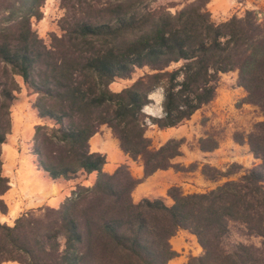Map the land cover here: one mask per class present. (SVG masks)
<instances>
[{
  "label": "trees",
  "instance_id": "1",
  "mask_svg": "<svg viewBox=\"0 0 264 264\" xmlns=\"http://www.w3.org/2000/svg\"><path fill=\"white\" fill-rule=\"evenodd\" d=\"M209 1L60 0V34L51 32L46 43L32 27L45 0H0V213L8 212L2 196L10 188L2 145L21 88L41 122L31 138L35 168L53 182L95 174L57 207L29 208L11 225L0 222V264H167L178 256L169 240L179 230L201 247L188 264H264V16L245 9L217 22ZM143 68L120 90L110 88ZM228 72H236L235 86L245 93L239 104L262 116L245 135H233L257 163L246 169L204 163L205 179L225 180L205 192L172 185L166 196L135 201L142 179L126 164L104 171L105 154L91 151L89 139L109 127L119 148L140 162L143 177L193 169L173 162L183 138L153 147L145 133L190 119L214 100ZM157 88L161 112L152 114L145 107ZM197 143L202 152L217 147L210 136Z\"/></svg>",
  "mask_w": 264,
  "mask_h": 264
},
{
  "label": "rangeland",
  "instance_id": "2",
  "mask_svg": "<svg viewBox=\"0 0 264 264\" xmlns=\"http://www.w3.org/2000/svg\"><path fill=\"white\" fill-rule=\"evenodd\" d=\"M229 1L230 3H232L231 8L226 14L222 16L225 19L230 17L232 14L241 15L245 9L255 10L261 16H264V6L253 7V4L250 5L245 3L246 0ZM207 8L209 10L208 5ZM41 11L42 18L40 20L33 19L32 27L37 31L38 35L42 37L46 43H48L50 38L49 34L51 32H54L57 35L60 34L58 23L60 18L64 14V9L60 6V0H45L41 7ZM211 17L217 22L225 20L217 19V16H212V13ZM145 71L146 68L137 69L132 75V79L116 80L115 82L110 84V88L114 91H118L122 87L132 82V80L137 76L143 74ZM241 94L242 91L236 88L235 81H233L230 72L222 74L219 80L218 88L216 90L215 98H217L218 96L225 97L227 99L226 101H229V103L225 104L224 109H220V114H217L216 111L212 110L209 106L211 103H208L202 106L200 110H198V112H196V114H194L192 118H190V122H186L188 137H183L184 141L180 145L181 155H179L180 157H176L179 159V161L175 163H179L183 166L196 164V167L186 171L175 170L182 176L181 184L177 186H179L184 193L205 192L214 188L225 180L224 178L218 181L205 179L200 171L201 166L204 163L217 169H224L227 165L233 162L240 164L242 166V169L249 168L254 163H257V161L254 160L253 157L247 152V146H245V144H238L233 140V135L235 133H241L245 135L252 129L253 125L257 121H260L262 119L259 111L251 104H239V100L242 98ZM150 96L153 101L150 105L145 107V110L152 114H160V103L163 97L162 89H155ZM16 102L13 105H15ZM28 107L29 109L25 108L22 111V117L27 122H31L32 110L30 109L29 103ZM229 112L230 114H228ZM33 115H35L34 112ZM16 119L17 122H20L22 118L20 117V115H18ZM207 136H210L213 140L216 141L217 147L213 151L202 152L198 148L197 140L200 137ZM31 138L28 139L25 134H23L22 137L18 138L15 141L13 148L11 149V153L8 157L3 153L2 150L3 173L8 177L13 176L14 174H19L20 171L26 167V165L33 166V157L30 154ZM153 138L154 140L159 139V137L156 136H154ZM152 146L155 147L156 145L152 144ZM242 169L238 174L232 175L231 178H236L239 174H241ZM37 173L42 181L51 183L46 177H44L41 172L37 171ZM17 193L18 192H15L13 197L10 198L11 205L13 204V202L15 203L14 200L17 198ZM164 196H166V194ZM149 198H152V196ZM168 201L170 202L171 200L168 199ZM7 213L8 218L4 220V222H10L12 219L14 220V218L17 217L21 213V211L15 204L14 208H8ZM232 237L238 238L234 233ZM247 242L258 244L259 238L250 237L247 239Z\"/></svg>",
  "mask_w": 264,
  "mask_h": 264
},
{
  "label": "crops",
  "instance_id": "3",
  "mask_svg": "<svg viewBox=\"0 0 264 264\" xmlns=\"http://www.w3.org/2000/svg\"><path fill=\"white\" fill-rule=\"evenodd\" d=\"M245 3L252 5L253 7L264 6V0H246ZM229 0H210L208 7L212 16H217V19H225L222 17L231 8ZM215 18V17H214ZM40 24V23H39ZM233 81H235L236 73L230 72ZM237 89L242 91L241 97L245 95L242 88L237 87ZM225 97L218 96L210 103L212 110L220 114V109H224L226 103ZM28 97L26 96L24 88H22L19 93V98L15 105L11 108L12 117V130L11 134L8 135L7 143L2 145L3 153L8 157L11 153V149L15 141L22 137L23 134L27 136L28 139L32 137L33 126L40 122L39 119L35 118L33 111H31L32 121L27 122L22 117V111L28 108ZM230 109V107H229ZM200 110V109H198ZM195 111L190 118L194 114ZM230 114V112L228 113ZM20 115L22 118L20 122H17L16 118ZM228 116V115H227ZM223 117V116H222ZM38 120V121H37ZM191 119L186 120L183 124L176 127H168L165 129H158L156 126H150L146 131V136L158 147L164 143L169 138H183L188 137L186 122H190ZM183 126V127H182ZM154 136L159 137V139L154 140ZM161 141V142H158ZM246 146V145H245ZM89 147L91 151L101 152L105 154L106 162L103 165V170L111 173L120 164H126L133 177L137 179H142L141 182L137 184L132 192V197L135 201L141 199L142 197H156L164 196L167 189L172 185H180L182 181V176L179 172L175 171L173 168H168L165 170H157L147 177H143V168L139 161L132 160L127 154H125L120 148L118 140L112 135L110 128L106 125H101L98 132H96L89 139ZM219 149V148H218ZM180 157V156H176ZM173 158V162H178V158ZM35 166H27L20 171L19 174H14L10 176V188L2 196L8 205V208H14L16 204L17 208L22 212L29 208H36L42 205H48L51 207H57L62 200L70 195L71 190L76 184L80 183L83 185H90L93 181L95 174L91 173L87 176V179L79 178L74 180H62L53 182L48 179L43 172L37 170ZM41 172L44 177H46L51 183H46L41 180L37 171ZM18 171V170H17ZM17 193V198L14 200L15 203L11 205L10 198ZM10 211V210H9ZM10 213V212H9ZM8 218L7 214L0 213V222H4ZM13 219L7 224H11ZM173 250L178 252V256L170 259L167 264H188V256H197L201 252V247L197 243L194 235L190 234L185 230H179L176 234L169 240ZM1 264H18L16 262H3Z\"/></svg>",
  "mask_w": 264,
  "mask_h": 264
}]
</instances>
